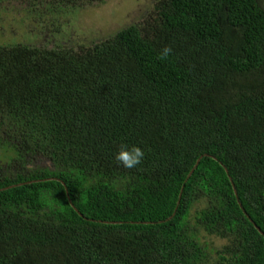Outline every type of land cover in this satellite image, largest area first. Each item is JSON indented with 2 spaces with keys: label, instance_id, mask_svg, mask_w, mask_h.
<instances>
[{
  "label": "trees",
  "instance_id": "1",
  "mask_svg": "<svg viewBox=\"0 0 264 264\" xmlns=\"http://www.w3.org/2000/svg\"><path fill=\"white\" fill-rule=\"evenodd\" d=\"M20 1L41 25L107 0ZM41 41L0 44V264H264V0Z\"/></svg>",
  "mask_w": 264,
  "mask_h": 264
},
{
  "label": "rangeland",
  "instance_id": "2",
  "mask_svg": "<svg viewBox=\"0 0 264 264\" xmlns=\"http://www.w3.org/2000/svg\"><path fill=\"white\" fill-rule=\"evenodd\" d=\"M154 1L107 0L101 5L83 6L79 10L65 8L49 13L40 25L35 22L33 14L26 11L29 8H25L27 2L0 0V44L31 43L42 38L43 42H39L42 44H50L54 39L60 44L68 43L66 45L70 47H76L73 46L76 44L92 46L115 36L132 24H139L148 14ZM51 21L56 26H53ZM43 27L44 31H41ZM203 205L204 202H196L195 208ZM203 242L213 243L218 248L225 244L224 241L205 234Z\"/></svg>",
  "mask_w": 264,
  "mask_h": 264
},
{
  "label": "clouds",
  "instance_id": "3",
  "mask_svg": "<svg viewBox=\"0 0 264 264\" xmlns=\"http://www.w3.org/2000/svg\"><path fill=\"white\" fill-rule=\"evenodd\" d=\"M171 51V48H164L163 56L166 57ZM144 155L145 153L140 146L133 145L128 147L125 145L114 154V158L124 168L132 169L142 162Z\"/></svg>",
  "mask_w": 264,
  "mask_h": 264
},
{
  "label": "water",
  "instance_id": "4",
  "mask_svg": "<svg viewBox=\"0 0 264 264\" xmlns=\"http://www.w3.org/2000/svg\"><path fill=\"white\" fill-rule=\"evenodd\" d=\"M198 165H199V161L197 162V164H196L194 170L198 167ZM194 170H193V171H194ZM193 171L191 172V174L193 173ZM191 174H190V175H191ZM190 175H189V176H190ZM70 201H71L72 206H74L73 203H72V200H71V199H70Z\"/></svg>",
  "mask_w": 264,
  "mask_h": 264
}]
</instances>
